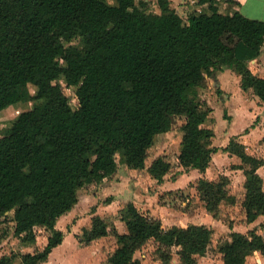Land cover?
Masks as SVG:
<instances>
[{"label": "trees", "instance_id": "16d2710c", "mask_svg": "<svg viewBox=\"0 0 264 264\" xmlns=\"http://www.w3.org/2000/svg\"><path fill=\"white\" fill-rule=\"evenodd\" d=\"M195 1L198 9L184 20L169 0H156L158 13L148 10L150 0H0V112L31 103L0 130V242L10 228L26 244L36 242V228L49 233L42 249L3 255L0 264L46 263L63 241L56 224L78 203V192L110 178L118 165L147 170L162 183L179 167L204 174L221 150L240 161L232 168L244 176L245 222L264 216L258 173L264 158L248 153L235 136L223 148L212 146L214 132L206 126L212 109L199 95L226 68L243 92L264 103V77L249 67L264 47V21L229 11L240 5L235 0ZM65 88L74 89L77 105ZM177 118L178 153L152 154L156 136L171 131ZM229 185L225 175L195 182L198 199L215 219L222 204L236 203ZM119 215L124 233L93 215L78 237L86 245L113 237L106 264H141L134 255L150 240L163 264L173 248L178 264H199L212 242L210 227L166 228L132 202ZM259 226L264 231V221ZM219 252L223 264H245L255 253L264 257V235L232 232Z\"/></svg>", "mask_w": 264, "mask_h": 264}, {"label": "rangeland", "instance_id": "374dc122", "mask_svg": "<svg viewBox=\"0 0 264 264\" xmlns=\"http://www.w3.org/2000/svg\"><path fill=\"white\" fill-rule=\"evenodd\" d=\"M105 2L110 5H116V0H105ZM173 2L174 7L171 6L176 11L178 10L185 20L188 15L185 10L186 8H179L181 7L179 0H174ZM148 10L159 12L156 0H150ZM251 70L258 76L264 77V65H260V62L254 64ZM235 78L239 81V77L235 75L232 78L230 77L225 82L224 90L219 93L214 90L212 85L210 86L209 81L205 88L199 90L200 97L212 109L210 118L206 123L207 127L211 129L215 128L217 133L212 139V145L218 146L224 143L226 136L232 133L228 139L234 136L237 137L238 141L246 145L248 153L256 157L264 158V103H261L252 94L243 92ZM62 85L64 86L63 82ZM29 90L32 91L33 87L29 86ZM64 92L70 98L71 104L77 105L74 89L65 88ZM30 108L31 103H19L2 110L0 112V130L8 127L17 114ZM181 124L182 119L177 118L168 136H162L160 138L159 135L156 136L158 138H155L156 140L151 149V153H156V149L158 148L161 150L164 147V143L167 142L170 144L167 149L169 154H176L175 151L178 149L177 141L179 134L181 140V132L179 130ZM219 159L218 165H220L222 171L233 175L230 180L229 191L230 194L236 197V203L234 205L222 204L218 219L213 218L211 214L207 213L203 203L198 199L194 188L196 181L190 184L183 183L181 184L182 189L163 192L154 198L149 194L151 192L155 195L153 187H150L147 183L149 182V180H146L147 178L142 179L139 174L129 176V173L133 170L128 169L124 165H118L117 176H115L117 177L116 182L113 181V178H107L97 185H91L78 192V203L74 206L73 212L59 223V227L64 232H67V235L73 232L72 236L76 241L69 235L70 237L66 239L65 246L54 252L49 264H87L88 262H90L89 264H106L107 257L113 252L116 246V241L113 237L109 236L93 241L89 244L91 246L93 245L92 248L89 245L78 243V237L82 235L83 228H90L91 218L95 213L101 218H104L108 225H112L115 228L118 227L119 230H123L124 227L126 231L124 223L120 221L119 209L128 201L134 202L143 214H147L145 211L151 205V210L153 208V211L160 216V220L166 228L174 225L184 227L193 223L210 227L213 230L211 245L205 256L198 257V262L199 264H223L222 255L219 252V243L224 239H229L230 234L234 231L246 234L250 229H257L259 234L264 235V231L259 226L264 221V216L258 218L253 224L245 222V214L241 206L244 193L243 183L241 182L243 173L241 170H238L242 174H234L236 170L232 168L234 164H239L240 161L234 156L233 160H228L225 156H219ZM127 170L130 172H127ZM258 171L263 178L264 187V165ZM194 172L198 173L196 169ZM210 176L212 175L210 174ZM118 177L128 179L126 180V184H116L120 182ZM112 183L116 184L115 186L120 185L121 194L123 195L122 198L124 199L123 201L119 199L117 201L119 203L115 204L113 208L104 202L108 194L112 195L111 192L114 191L112 189ZM144 200L146 204L141 205V201ZM155 204L157 208L153 207ZM12 216L13 212L9 213V219ZM78 222H80V226L76 227ZM73 226H75L74 230L72 229ZM9 227H12L11 222L9 223ZM12 231L13 229L10 228L7 238L0 242V257L13 253L21 254L40 250L45 246L46 239L49 235L46 231L36 228V242L26 244L14 237ZM156 249L157 244L153 240H150L134 256L140 261H143V264H163L158 259ZM178 263L179 256L176 254V248H173L171 260L168 264ZM245 264H264V257L259 253H255L247 258Z\"/></svg>", "mask_w": 264, "mask_h": 264}, {"label": "crops", "instance_id": "0c3cea01", "mask_svg": "<svg viewBox=\"0 0 264 264\" xmlns=\"http://www.w3.org/2000/svg\"><path fill=\"white\" fill-rule=\"evenodd\" d=\"M170 1V3H171V1H172V6L174 7V0H169ZM236 2H238L240 5L238 6V7H236V6H232L231 8L230 7H228L229 8V11H233V10H238L243 16H245V17H247V18H249V19H255V20H261V21H264V0H235ZM179 2L181 3V7H179V8H186L185 10H186V13L187 14H189V13H192L193 11H196L197 9H198V6L196 5V1L195 0H179ZM171 6V7H172ZM172 7V8H173ZM227 8V6L226 5H221V9H226ZM177 12H178V10H177ZM179 13V12H178ZM180 14V13H179ZM181 15V14H180ZM258 62H260V65H264V49H262V52H261V54H260V56L257 58V59H255V60H253L252 62H250V66L249 67H251L252 69H253V65L254 64H258ZM235 74L231 71V70H229V69H226V68H224V69H222L221 71H219V72H216L214 75H212L209 79H208V81H209V84H210V86L212 85L213 87H214V90L215 91H217V90H219L220 92L221 91H223L224 89V86H225V82L226 81H228V79L231 77L232 78V76H234ZM236 76V75H235ZM238 77V76H237ZM235 80H236V82L237 83H239V81L235 78ZM211 108V107H210ZM213 130V132H214V136H216V130H215V128L214 129H212ZM168 134H169V132H167V133H164V134H161V135H159V138L160 137H162V136H164V137H166V136H168ZM229 135H232V133H230ZM229 135H227L226 136V138L224 139V143H222V144H220V145H218V146H215V145H212V146H214V147H217V148H223V147H225L226 145H227V143H228V141H229V139H228V137H229ZM158 138V137H157ZM156 138V139H157ZM155 139V140H156ZM180 134H179V136H178V141H177V148L179 149V147H178V145H179V143H180ZM242 143V142H241ZM244 144V143H243ZM168 145H170V144H168L167 142H165L164 143V147L163 146H161V147H163L161 150H159V148L158 149H156V156H160V155H165V154H169V152L167 151V149H168ZM178 149L175 151V153H178ZM219 156H225L228 160H233V156L232 157H230L228 154H226V153H223V152H221V150H219L218 152H216L215 154H213L212 155V162H211V164H210V166L207 168V170H206V172L204 173V174H202V173H200L198 170H197V172L198 173H195L194 171H195V169H190V170H188V171H184L182 168H176V169H174V170H172L169 174H167L165 177H164V179H163V182L162 183H157V181L156 180H154V179H152L150 176H149V174L147 173V170H143V171H135V170H133V171H128L127 170V172H130L129 174V176H132V174H133V176H134V174H136V175H138L139 174V176H141V178L143 179H146V180H149V182H147L149 185H150V187H153V192L155 193V195H153L151 192H149V194H151L154 198L155 197H158V195H161L163 192H172V191H177V190H179L180 188L182 189L183 187H182V185L181 184H183V183H194L198 178H201V177H205V178H207V179H209V180H216L220 175H225V176H227L230 180H231V178L233 177V175H231V173H227V172H224V171H222V169L220 168V165H218V162L220 161V159H219ZM224 164V163H223ZM234 165H238L237 163L236 164H234ZM225 170H226V168H224ZM231 172H233L232 170H231ZM193 173H195V174H193ZM235 173H237V175H239V174H242L240 171H238V170H236V172H234V174ZM258 173H259V171H258ZM210 174L212 175V176H210ZM128 175V174H127ZM175 175V176H174ZM179 175V176H178ZM115 176H117V171H116V173L114 174V175H112L110 178H113V181L114 182H116V178L117 177H115ZM119 179V183H116V184H120V185H124V184H126V180H128V179H123L122 177L120 178V177H118ZM130 178V177H129ZM241 182L243 183L244 182V176H243V174H242V176H241ZM113 184V183H112ZM116 184H113L112 185V189L114 190L113 192H111V194L112 195H110V194H108V196L107 197H112L113 199H112V201L110 202V203H108V205L111 207L112 206V208H113V206H115V204H118L119 202H117L119 199H121L122 201L124 200L122 197H123V195L121 194V188H120V185L119 186H115ZM188 184V185H189ZM243 186V185H242ZM106 197V198H107ZM160 197V196H159ZM105 198V199H106ZM122 201H120V202H122ZM129 202V201H128ZM127 203V202H126ZM125 203V204H126ZM132 203H134V202H132ZM145 205L146 203H145V200L144 201H141V205ZM154 204V203H153ZM122 205V204H121ZM124 205V204H123ZM122 205V206H123ZM134 205L136 206V208L140 211V209L137 207V205L134 203ZM140 205V204H139ZM140 205V206H141ZM150 207H151V205H150ZM150 207H148L147 209H146V213L148 214V216H150V217H153V218H157V219H160V216H158L157 215V213L156 212H154L153 211V208H152V210H151V208ZM153 207H156L157 208V206H156V204L155 205H153ZM73 210V209H72ZM70 211V212H68L67 214H65V215H63L59 220H58V222H57V224H56V229H58V230H60V231H62L63 232V234H64V237H63V241H62V243L59 245V246H57L56 248H54L53 250H52V252L49 254V256H48V260H47V262L46 263H44V264H49L50 263V261H51V256L54 254V252L55 251H57V250H60V249H62L64 246H65V244H66V239L68 238V237H70L69 235H71L72 236V233L73 232H71V233H69L68 235H67V232H64V230L61 228V227H59V223H60V221H62V220H64L66 217H68V216H70L71 215V213L73 212V211ZM150 210V211H149ZM147 214H144V215H147ZM94 215H98V214H94ZM99 216V215H98ZM104 219V218H103ZM171 220V219H170ZM193 224H196V223H193ZM253 224V223H252ZM196 225H198V224H196ZM201 225V224H200ZM78 226H80V222H78L77 224H76V227H78ZM176 226V225H175ZM178 226V225H177ZM89 227H87V228H83V229H88ZM72 229L74 230L75 229V226H73L72 227ZM116 230L119 232V233H124L125 232V230H124V227H123V230H119L118 229V227H116ZM251 230V229H250ZM234 232H236V231H234ZM241 233V232H240ZM73 237V236H72ZM73 239L75 240V238L73 237ZM47 240V239H46ZM76 241V240H75ZM75 241H73L74 243H75ZM78 242V241H77ZM78 243H80V242H78ZM95 243V242H94ZM46 244V243H45ZM76 244V243H75ZM80 245V244H79ZM81 246V245H80ZM93 246V245H92ZM92 246L91 245H89V247L90 248H92ZM92 254H93V251H92ZM257 254V253H256ZM141 262V264H143V261H140ZM90 262H88L87 264H89Z\"/></svg>", "mask_w": 264, "mask_h": 264}]
</instances>
